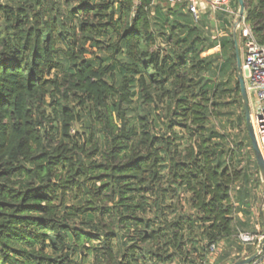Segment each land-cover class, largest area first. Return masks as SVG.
<instances>
[{"label": "trees", "instance_id": "16d2710c", "mask_svg": "<svg viewBox=\"0 0 264 264\" xmlns=\"http://www.w3.org/2000/svg\"><path fill=\"white\" fill-rule=\"evenodd\" d=\"M163 1L0 0V264H226L251 195L232 21Z\"/></svg>", "mask_w": 264, "mask_h": 264}, {"label": "built area", "instance_id": "2783aa9c", "mask_svg": "<svg viewBox=\"0 0 264 264\" xmlns=\"http://www.w3.org/2000/svg\"><path fill=\"white\" fill-rule=\"evenodd\" d=\"M171 4L183 3L193 14L195 20L202 17L204 3L206 9L215 16L219 11H224L228 16H236L234 23V34L240 33L242 45V71L246 81L247 92L249 94L251 120L254 126L255 134L258 139L260 148L264 156V38L260 37L254 30L253 26L246 20L245 13L240 22H237L239 15L232 8L231 0H166ZM238 241L244 246L256 244L263 238V232L239 231ZM213 254L218 247L212 245ZM257 258L255 264L264 262V246H257Z\"/></svg>", "mask_w": 264, "mask_h": 264}, {"label": "rangeland", "instance_id": "374dc122", "mask_svg": "<svg viewBox=\"0 0 264 264\" xmlns=\"http://www.w3.org/2000/svg\"><path fill=\"white\" fill-rule=\"evenodd\" d=\"M163 1V0H162ZM163 3L165 4L166 2L163 1ZM232 5V3H231ZM247 5L245 4V9H246ZM232 8L234 10H236V12L238 13L239 11V7L235 8L234 5H232ZM204 11V9H203ZM207 15H208V19L209 22H212L214 24V20H212L214 18V15L211 14L210 10L207 9L206 11ZM205 14V11L202 12V15ZM229 18L232 21V26L230 27V32H232L234 34V23L236 20V16H229ZM217 28L215 27V25H213V33L217 34ZM240 33L238 34V43H239V49H240V54H241V59L243 61V54H242V41L240 39ZM219 48H214L209 50L207 53L211 54L214 52H218ZM239 81V75H238V70L234 73V77L232 79L231 84H235V82ZM249 97V94H248ZM250 104V101H249ZM251 108V106H250ZM243 109V100H242V108H238L237 112L239 113L240 110ZM244 111V109H243ZM234 121L233 124L235 126V128H231L230 130L233 131V135L235 138V142L232 143L233 145H236V142L238 143H242L241 144V149L239 150L237 147V155H236V162L238 160H240V163L238 164L239 168H241L243 170V172L248 173L249 175V181L248 180H242L239 183L236 184V186L233 189L234 192V198L236 201H238V194L239 191H241L244 187H246L247 189H249L251 191V195L250 197H248L247 201H245L244 203H242V211H238L237 213V218L242 220V221H246L247 220V224L245 226L241 227L239 226V228H237V233L235 235L234 240H232L230 247L228 249V252H230L229 257L226 258L225 263L226 264H233L235 263L237 260L241 259V258H247L253 254H255L257 252V246L260 245V242L256 243V244H252V245H248V246H244L242 244L239 243L238 241V232L240 230H244V228H246V230H252L255 232H263V220L260 216V206H261V199L260 197L263 194V190H264V176L261 174L260 169L258 167L254 152L252 147L249 144V140L247 139V128H246V122L244 121V124H239V122L236 120V115L234 116ZM250 139V138H249ZM255 197L257 199H255ZM237 198V199H236ZM226 244L222 243V247H224ZM221 251L222 248H218L217 251L215 252V254L211 255V261L215 260L217 257H219L221 255ZM253 264V263H251Z\"/></svg>", "mask_w": 264, "mask_h": 264}, {"label": "water", "instance_id": "95a60500", "mask_svg": "<svg viewBox=\"0 0 264 264\" xmlns=\"http://www.w3.org/2000/svg\"><path fill=\"white\" fill-rule=\"evenodd\" d=\"M245 13V3L244 0H239V15L237 18V22H240L242 20V17ZM234 40H235V48H236V55H237V70L239 75V84L241 88V96L243 100V109H244V115H245V121H246V127L249 134L251 146L258 164V167L260 169L261 174L264 176V156L262 153V150L260 148L258 139L255 134L254 126L251 120V110H250V104H249V97L247 92V86L246 81L243 75L242 71V59L239 49V43H238V36L237 33L234 34ZM261 199V206H260V216L263 220V238L260 241V246H264V190L263 194L260 197ZM257 258V253L247 257V258H241L237 260L233 264H250L254 262Z\"/></svg>", "mask_w": 264, "mask_h": 264}, {"label": "crops", "instance_id": "0c3cea01", "mask_svg": "<svg viewBox=\"0 0 264 264\" xmlns=\"http://www.w3.org/2000/svg\"><path fill=\"white\" fill-rule=\"evenodd\" d=\"M201 2H202V5H203V0H201ZM204 11H205V14L207 13L206 11H207V9H206V7H205V3H204ZM212 20H214V25H215V27L217 28L216 30H217V34H218V36H220V35H223L224 34V31L223 30H221V28H220V20L218 19V17L217 16H215V18H213ZM216 48H219V47H216ZM253 264H255V261L254 262H252ZM251 264V263H250ZM257 264V263H256ZM260 264H264V262H262V263H260Z\"/></svg>", "mask_w": 264, "mask_h": 264}]
</instances>
